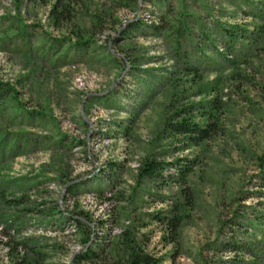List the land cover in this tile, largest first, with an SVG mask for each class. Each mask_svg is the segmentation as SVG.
Returning a JSON list of instances; mask_svg holds the SVG:
<instances>
[{
    "label": "rangeland",
    "instance_id": "374dc122",
    "mask_svg": "<svg viewBox=\"0 0 264 264\" xmlns=\"http://www.w3.org/2000/svg\"><path fill=\"white\" fill-rule=\"evenodd\" d=\"M188 67L184 106H224L200 147L163 135ZM127 231L160 264H264V0H0V264L104 261Z\"/></svg>",
    "mask_w": 264,
    "mask_h": 264
},
{
    "label": "trees",
    "instance_id": "16d2710c",
    "mask_svg": "<svg viewBox=\"0 0 264 264\" xmlns=\"http://www.w3.org/2000/svg\"><path fill=\"white\" fill-rule=\"evenodd\" d=\"M70 2L62 6L59 1L51 10L50 17L55 22H59V20L63 21V16L66 12L69 11ZM58 10L59 13H58ZM230 40H232L233 36H228ZM230 66H237V62L231 61ZM230 68V69H231ZM235 69V67H234ZM180 75L178 79L179 84L172 83V95L171 99V107L175 108V111L170 114V119L166 121V126L163 135H167L170 139L179 140L180 138L187 142L189 146L200 147L203 146L206 142H209L213 138L220 136L223 131L222 119L224 116V106L218 100L217 96L210 101H207L201 105L198 104H189L184 106L183 100L185 96L179 97L178 88L184 89L186 84L194 85V82L199 81V71L194 67L185 68V70L180 71ZM181 83V84H180ZM198 83V82H197ZM217 87L209 88L205 87L201 91V94L212 95L216 94ZM183 92V91H181ZM196 114H199L198 118L204 120V123H198L195 121ZM192 167H188L185 165L184 170L181 172L180 176L183 181L188 180L190 176V170ZM161 171L160 164L154 161H146L140 170V176L145 179H154L157 178L159 172ZM192 197L187 194L184 189L178 195L176 208L172 211V217L168 222V231L172 235L173 241H175L181 231V226L184 222V219L187 216V212L192 210L193 207ZM78 226H84L83 222L77 221ZM90 243V239L84 240V246ZM105 255V260L101 261L100 257L96 253H92L91 250H88L87 253L81 254L76 257L74 263L82 264L86 263H98V264H160L158 259L148 255L141 246H138L136 240L131 237L130 233L123 232L120 241L116 244L115 248L111 253ZM95 260V261H94ZM108 260H112V263H109ZM25 263V261H23ZM38 259L34 264H42ZM22 263V264H24Z\"/></svg>",
    "mask_w": 264,
    "mask_h": 264
}]
</instances>
